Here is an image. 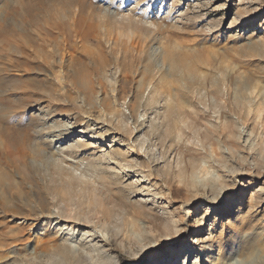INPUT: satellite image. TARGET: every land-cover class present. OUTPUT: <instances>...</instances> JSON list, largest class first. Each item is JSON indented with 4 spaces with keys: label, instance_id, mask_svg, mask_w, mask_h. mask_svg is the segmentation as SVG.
<instances>
[{
    "label": "rangeland",
    "instance_id": "rangeland-1",
    "mask_svg": "<svg viewBox=\"0 0 264 264\" xmlns=\"http://www.w3.org/2000/svg\"><path fill=\"white\" fill-rule=\"evenodd\" d=\"M66 1L47 2L48 15L41 0H0V157L24 137L6 136L18 115L41 160L56 159L43 183L73 198L49 203L63 218L0 219V230L19 233L0 239V264H53L56 254L33 248L60 234L73 264H264V196L254 192L264 187V0H94L80 37L77 5ZM28 8L40 25L28 23ZM77 41L119 57L90 77L89 98L75 88ZM126 47L144 53L133 75L122 71ZM64 121L77 130L48 147ZM64 178L86 186L67 190ZM95 203L109 240L66 218L94 216Z\"/></svg>",
    "mask_w": 264,
    "mask_h": 264
},
{
    "label": "bare ground",
    "instance_id": "bare-ground-1",
    "mask_svg": "<svg viewBox=\"0 0 264 264\" xmlns=\"http://www.w3.org/2000/svg\"><path fill=\"white\" fill-rule=\"evenodd\" d=\"M41 1L43 3V11L48 14L47 11L49 10L50 6L47 4V2H50V1H53V0H41ZM58 1H60V0H58ZM72 1H74L76 3V5H77L76 15H74L76 17V19L73 20L74 21V27H72L74 31L73 30L72 31H73V34H75V36L77 35L78 37H80L84 33V32L82 33V25H83V21H84L83 19H90V21H91V19H93L95 17L93 15L94 14L93 11H94V9H96V7L93 8L94 0H72ZM119 5L122 6L123 2H121ZM28 9L29 10H27V13L29 15H31L32 9H30V8H28ZM89 10H90V12H89ZM108 14H107V16H103V17L107 18V19L112 18V16H110ZM84 17H86V18H84ZM51 18L50 19L52 21L50 20L51 21L50 26L55 27L53 25H57L59 18L56 17V16L51 17ZM100 18L101 17H99V20L102 19V18L101 19ZM38 20L39 19L36 18L35 15L34 16L31 15V19L28 20V23L31 22L32 25L34 23L37 24V25H40L39 24L40 22H38ZM111 22H112V20H111ZM129 22L130 21H128L127 24L130 25ZM51 24H53V25H51ZM95 25H93V26H95ZM214 25L212 24V28H213ZM91 28H93V27H91ZM46 30L47 29L45 28V31ZM94 31H95V28H94ZM105 31H107V30H105ZM64 32H65V30H64ZM69 33H70V31L68 32V34ZM101 35L103 36V34H101ZM5 36L6 35H4V37ZM69 36L70 35H68L66 37L69 38ZM95 36H97V35H95ZM104 36H107V35L104 34ZM23 37L25 38L24 35H23ZM97 37L99 38V36H97ZM11 38H13V37H11ZM100 41H102V40H100ZM122 42H123V40H122ZM42 44H41V47H42ZM22 45L23 44H21V45L18 44L17 45L15 43H13L11 45V47L13 48L12 50L17 51V50H19V48ZM100 45H101L100 47H102L103 44L101 43ZM36 49H38V48H36ZM42 49H41V52H42ZM97 49H99V48H97ZM125 49L126 50H123V51L120 50V51H122L121 56H120V60L121 59L122 60H124V59L127 60L128 59L129 64L126 61V63L128 65L125 68V66L122 67V65H123V63H122L121 67L124 68V69H122V71H124L123 73L124 74L126 73V75H133L136 72V70H137V65L142 62V60H143L142 59V54L144 56V53H143V50H141V49L138 51V54L134 53L135 52L134 49H127V47ZM56 50L57 49L52 48V51L50 53L54 55L56 53ZM100 50L107 55L108 60H105V59L102 58V56H101L102 52L101 51L100 52L99 51L98 52L95 51L96 52L95 53V52H90V51L84 50L83 48L81 49V46L78 45V41H77V45H76V48H75L76 54H75V60H74L75 68H74V71L73 70L72 71H73V73L76 74V78L75 79L78 80V81L75 82V84H76L75 88L77 89L78 92H83V93L87 94L88 95L87 98H89V95H92V93L94 91V89L92 88V85L91 86H87V83L89 82L90 77L92 75H93V77L96 75L97 78H98V76H100V74H101L100 72L103 71L102 67L103 66L105 67L107 62H110L111 59H116V58L118 59L119 58L118 56L115 57V54L113 52L114 50H109L108 51V50L105 49L104 46ZM120 51H118L117 53H119ZM174 52L176 53V51H174ZM46 53H47V51H46ZM168 57H170V55H168ZM176 58H178V57H176ZM14 59H17V58L14 57ZM172 59H174V58L171 57V59H169V60H172ZM115 61H117V60H115ZM14 63L15 62L13 61V64ZM26 63H28V62H26ZM121 67H119V69ZM166 71H168V70H166ZM184 73L185 72H183V74ZM177 74H179V73H177ZM145 75H147V74H145ZM149 75H147V76H149ZM144 78H145V76H144ZM29 80L30 79H28V81ZM24 87H26V86H24ZM30 93H32V92H30ZM16 117L18 119H16V118L12 119V122H15V124L11 123V124L5 125V127H6V129L8 131V134H9V135H6L7 138H9L8 142L10 141V138H11L10 136H12V135L18 136V135H21L22 133H24V137L21 138V137L18 136V137H14L13 138V136H12V138L14 139L13 142L11 141L12 143L10 142L9 144L5 145V149L3 150V155L1 154V157H0V161H1V163H0V219H3V221H4L5 218H7L8 216H14L15 217L16 215H24V217L27 218V219H30L31 217H33L35 221L47 218V217L52 216V215L53 216H57L58 218H63L64 215L62 214L61 211L58 210L55 213L51 212V210L48 208L49 203L52 201L53 204L56 205L58 203L63 202V204H65L67 206L70 203H72V201H73L72 196L69 194V192H65L64 190H60L59 193H58L57 189L55 188L54 179L49 180L48 183L47 182L43 183V176L41 175L44 168H47V166L49 164L53 166V164L56 163V159L53 156L51 158L49 157L51 159V160H49L50 162L49 161L48 162L47 161L44 162V161L41 160V159H43L45 157V153L42 152L39 148H34V147H32V145H30V137L27 138L28 137V133H26V131H27L26 128L27 127L21 121V117L20 116L16 115ZM9 120H11V119L9 118L8 121ZM41 127L43 129H45V126H41ZM223 128L226 129L225 126ZM73 130H77V128L75 126H73V125H69L67 121L62 122L61 123V127L49 132L50 134H52L54 139L49 140V141L46 142V143H48V147H51V146L54 147L55 144H60V143H63L64 141H67L68 138L73 135L71 133ZM222 131H224V129ZM47 132L48 131H46V132H35V133H36L37 136L40 137L42 134L47 133ZM79 133H84V132L80 131ZM223 134H224V136H226L225 132ZM95 140H97V139H95ZM97 141H100V140H97ZM82 142L83 141H81V143ZM31 149H33V150H31ZM34 161H40L41 165L39 167L35 166L33 164ZM14 177L19 180L18 183L16 182V185L14 184V182H13L14 180L12 179ZM54 177H55V175H54ZM65 178L63 179V183H64V186L67 188V190L75 189L76 188L75 187L76 184H77V186H81L82 183H83L84 184V188L86 186L84 181L79 180L77 182H74V181L72 182V180H68L69 177H68V179H65ZM84 188H82V190H84ZM254 192L256 193L257 197H261L262 195L264 196V187L257 186V188H255ZM61 194H63V195H61ZM94 196H97V195H94ZM95 201H96V199H95ZM261 201L264 203V197H261ZM89 203L92 204L93 202L91 201ZM95 204H97V203H95ZM99 207L100 206L97 204L96 211L93 214L94 216L88 215V213L75 212V213L71 214L69 212L67 214L66 218L72 219V220L75 219L77 221V223H78V226H80L81 228H88L89 229L88 232H91L92 236H96L95 239L98 238V237H101L102 239H104V241L105 240H109L111 234H110V231L108 230V227L106 226L107 224L105 223L103 217L99 216V215L102 214L101 211L99 210ZM198 209L201 210V208H198ZM12 234H11L10 230H0V239L1 238L2 239H6V238H12V237L15 238V239L18 238V234L19 233L17 235H14V236H12ZM194 234H200L199 230L198 229L195 230ZM59 236L62 237V234H60ZM61 237H59V238H57L55 240H51L50 239L49 241H46L45 244L35 245L34 248H33L34 252L36 250H38V251L40 250L41 254L42 253L49 254V255H50V253L56 254L59 257V259H58V257L56 259L55 255L52 254V256L55 257L56 264H61L62 262H64V264H73V262H75V260H76L75 256L70 253L71 249L66 244L58 242V240H60ZM87 237H89V236H87ZM84 238H86V237H84ZM211 252H212V249H210L207 253L211 254ZM78 254H80V253H78ZM209 256L210 255H208V257ZM34 260H30L28 262H30V264H40L39 262H37L38 260H36V261H34ZM166 260L167 259H165V263H166ZM205 261H207V259H205L204 262ZM55 262L53 264H55ZM160 264H162V263H160Z\"/></svg>",
    "mask_w": 264,
    "mask_h": 264
}]
</instances>
